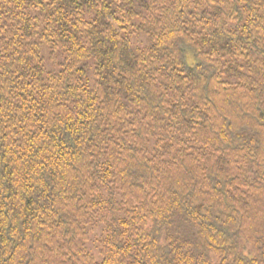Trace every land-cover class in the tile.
<instances>
[{"label":"trees","instance_id":"trees-1","mask_svg":"<svg viewBox=\"0 0 264 264\" xmlns=\"http://www.w3.org/2000/svg\"><path fill=\"white\" fill-rule=\"evenodd\" d=\"M0 264H264V0H0Z\"/></svg>","mask_w":264,"mask_h":264},{"label":"rangeland","instance_id":"rangeland-1","mask_svg":"<svg viewBox=\"0 0 264 264\" xmlns=\"http://www.w3.org/2000/svg\"><path fill=\"white\" fill-rule=\"evenodd\" d=\"M130 39L132 41L133 47L136 49H138V48L142 47L144 44H146L145 37L139 33L138 34L135 33L134 35H132V37ZM42 56L45 58L47 57V52H46L45 48L42 50ZM46 68L48 70H56L55 66L51 65L49 62H47ZM90 71H91V69H90ZM100 234H101V228L95 227L91 231V241L84 246V248L88 252L93 254L97 260L99 259V256H98V253L96 250V240L100 237Z\"/></svg>","mask_w":264,"mask_h":264}]
</instances>
